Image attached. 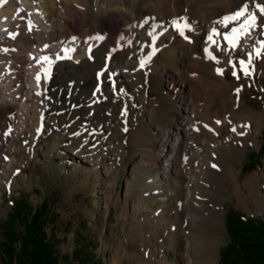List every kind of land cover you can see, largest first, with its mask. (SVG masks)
Returning <instances> with one entry per match:
<instances>
[{"label":"rangeland","instance_id":"374dc122","mask_svg":"<svg viewBox=\"0 0 264 264\" xmlns=\"http://www.w3.org/2000/svg\"><path fill=\"white\" fill-rule=\"evenodd\" d=\"M155 1L164 9L161 19H175L178 25L166 22L159 29L143 61L135 55L143 51L133 43L135 32L140 29L143 36L152 30L149 20L132 14L134 7L128 10L134 20H121L118 12L127 14L124 8L107 11L95 31L82 15L88 11L85 0H44L46 40L69 49L74 41L75 48L88 45L93 40L88 37L96 34L104 56L116 65L136 62V67L112 74L102 65L87 88L83 77L76 85L71 76L73 57L81 53L62 55L50 75L43 72L41 90L28 92L25 108L0 100V264H11L1 243L7 215L20 198L32 212L47 204L44 231L58 264H78L80 245L97 264H220V250L229 242L228 210L264 221V48L253 54L254 39L246 51L213 33L205 35L199 15L220 14L225 5L212 10L210 0ZM243 1H234L231 13ZM153 2L140 0L139 5ZM90 6L98 12L96 3ZM170 12L177 15L169 17ZM29 19L22 18L21 26L27 28ZM27 33L30 48L19 32L6 51L21 71L27 51L41 46L34 28ZM258 40L264 45V36ZM181 69L177 76L183 89L173 90L170 76ZM188 97L195 108L189 146L180 153L182 168L167 179L158 141L175 126L180 100ZM238 118L243 121L237 123ZM204 154L207 162L201 165ZM188 176L192 180L186 184ZM180 187L190 190L189 214L181 209ZM257 195L263 198L258 204ZM22 230L16 223L15 252Z\"/></svg>","mask_w":264,"mask_h":264},{"label":"bare ground","instance_id":"6f19581e","mask_svg":"<svg viewBox=\"0 0 264 264\" xmlns=\"http://www.w3.org/2000/svg\"><path fill=\"white\" fill-rule=\"evenodd\" d=\"M139 1L140 0H95L94 2V0H85L88 11L82 12V15L87 17L88 23L91 26H94L93 29L95 31H97L99 27L98 25L94 24L100 20L102 14L111 10L120 11V9L122 10V8H124L125 13L127 14H121L118 12V15L122 16L121 18H124H120L124 22H130L134 20L135 17L143 22L149 20V25L151 26L152 30L150 34H143V36H140V29H137L135 34L139 35L133 40V43H140L143 46V51L139 50L135 53V55H137L138 59L142 58L143 61H146L147 55L152 53L151 45L154 35L158 33L159 29L162 28L166 22L175 26L178 25V21L175 19L162 20L161 18H164V9L162 8L161 4H159V7L155 0L153 4L149 3L143 6L139 5ZM234 1L241 0H210L209 3L207 2L209 4L208 8L212 10L216 8L217 5H225V7L223 11L217 15H215L214 12L209 14L204 12L199 15V25H201V29L204 31L206 36H209L213 33V35H216L219 41L221 39L227 40L226 42L228 44H231L238 50L243 49L248 51L250 49L247 47L248 40L254 39L256 44L255 47L252 46L253 48H251H255L253 54L260 53L264 48L262 42L258 40L261 38V36H264V14L259 11L258 6H264V0H242L243 4L238 9V11L231 13L235 9L233 5ZM91 2L96 3L98 12L94 13L91 10ZM137 4L139 6H137ZM132 7L135 8L134 12L132 13L135 15L134 18H132V15H129L128 13V10ZM157 7L159 8L157 9ZM245 7L247 8V11L245 12L244 16H241L239 19H231L232 16L242 11ZM47 14H49V11L44 0H0V100L3 101L4 104H17L21 109L25 108L28 105V102L31 101V96L28 94V92L31 90V92L34 91L35 93H38V91L41 90V82L44 80V75H50L54 71L53 67L57 62H59L57 59L62 55L69 57L71 53L74 55H76V52L81 53V56L73 57L71 76L76 85H79L81 82L79 77H83V83L86 85V87L95 84L93 77L95 73H98L100 66L102 65L105 68H108L109 72L112 74H115L119 70L129 66L136 67V64H134L136 62H123L119 65H116L110 60L109 54H105L108 60L104 59L105 56L103 53L105 52L101 50V41L98 38H95L97 36L96 34L88 37L93 39L92 41H89L90 43L88 45H78L75 48L74 43H76V41H74L69 49L66 47L62 48L61 44L55 45L54 41L46 40V38L49 37V31L44 27L43 21ZM148 14H151V16L147 18L146 15ZM250 14L255 16L256 26L253 25L248 27L245 17L249 16ZM175 15H177V12H170L169 17ZM24 17H30L27 23V28H34L35 33L40 40L39 45L41 46L40 49L27 51L28 55L22 60L24 68L21 71L18 70L17 67H15L17 70L14 69V62L13 60L6 57V51L9 48V45L13 44V39L19 32H24L26 35L25 40L21 41L23 46L30 48L29 46L31 42L29 39L31 36H28L29 33H27V28L21 26V19ZM245 28H247V31L244 30ZM163 30L164 29H162L161 32ZM166 32L168 38H170V32L168 30ZM162 39H164V37L160 36V40ZM230 40H234V44L230 43ZM145 41L149 42V44L145 45ZM144 49L147 51V54H142ZM215 51L219 50L215 49ZM181 57L184 61L186 60L187 56L182 53ZM181 66L185 67V62L182 63ZM180 72H182V69L178 72H175V75L170 76L171 80L169 83L173 84V90L176 88L183 89L182 84H184V82L178 80L177 76L180 74ZM19 73L23 74V77L21 76V80L23 79L22 84L19 79L20 77H18ZM29 80L31 83L28 82ZM16 85L18 87H15ZM26 86H28V89L22 91V89H24ZM179 105L178 118L175 122V126L168 127L166 131L163 132L160 140L158 141L162 175L167 179L172 175L174 176L176 171H178L177 169H179L184 163L180 153L184 151L187 146H189L188 133L193 121L192 116L195 113L194 104L190 97H188V99H181ZM240 121H243V118H238L237 123ZM207 150L208 148L204 149L203 153L207 154ZM205 154L199 160L201 165L207 162ZM186 179V184L191 183L192 178L190 176L186 177ZM247 181L250 183L254 182L252 179H248ZM174 184H177L178 186L177 182ZM181 184L182 182L179 183L180 186H182ZM176 191L178 196L182 198L180 203L181 209L189 214L188 204L190 202V190L187 188L182 189V187H180ZM174 194L175 192L171 194V196H174ZM261 199L263 198H260L257 195L256 199H254V202L258 204ZM187 219H191V217L189 216ZM190 244L191 241L186 238L185 245L187 250L190 249ZM189 264L192 263L189 262Z\"/></svg>","mask_w":264,"mask_h":264},{"label":"trees","instance_id":"16d2710c","mask_svg":"<svg viewBox=\"0 0 264 264\" xmlns=\"http://www.w3.org/2000/svg\"><path fill=\"white\" fill-rule=\"evenodd\" d=\"M50 216L47 204H40L33 212L26 200L13 201L11 212L5 220L3 254L8 263L14 264H58L44 231ZM22 226L20 248L15 252L14 244L18 238L14 226ZM226 229L229 242L220 250V264H264V221L245 219L232 210L226 213ZM78 264H97L80 245L76 250Z\"/></svg>","mask_w":264,"mask_h":264},{"label":"snow or ice","instance_id":"6c2138e0","mask_svg":"<svg viewBox=\"0 0 264 264\" xmlns=\"http://www.w3.org/2000/svg\"><path fill=\"white\" fill-rule=\"evenodd\" d=\"M259 7V11L264 14V6H258ZM247 11V8L245 7L242 11L236 13L234 16L231 17V19H239L241 16H244L245 15V12ZM247 24H249V26H253L255 25V16L254 15H249L247 17V21H246ZM245 31H247V28L244 29ZM227 39V38H226ZM230 43H233L234 44V40H230ZM243 64V62H241ZM245 70V74H248L247 73V70ZM235 75V73H233ZM239 91V89L237 90Z\"/></svg>","mask_w":264,"mask_h":264}]
</instances>
